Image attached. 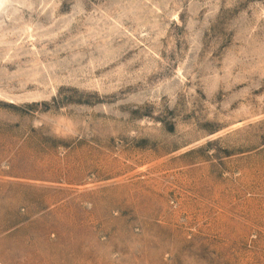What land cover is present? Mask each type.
I'll use <instances>...</instances> for the list:
<instances>
[{
  "label": "rangeland",
  "instance_id": "obj_1",
  "mask_svg": "<svg viewBox=\"0 0 264 264\" xmlns=\"http://www.w3.org/2000/svg\"><path fill=\"white\" fill-rule=\"evenodd\" d=\"M0 264H264V0H5Z\"/></svg>",
  "mask_w": 264,
  "mask_h": 264
},
{
  "label": "bare ground",
  "instance_id": "obj_2",
  "mask_svg": "<svg viewBox=\"0 0 264 264\" xmlns=\"http://www.w3.org/2000/svg\"><path fill=\"white\" fill-rule=\"evenodd\" d=\"M5 0H0V7L4 4Z\"/></svg>",
  "mask_w": 264,
  "mask_h": 264
}]
</instances>
